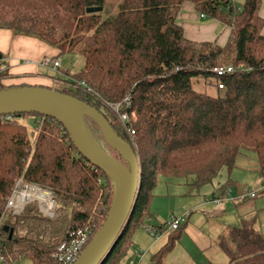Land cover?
<instances>
[{"label": "trees", "instance_id": "obj_1", "mask_svg": "<svg viewBox=\"0 0 264 264\" xmlns=\"http://www.w3.org/2000/svg\"><path fill=\"white\" fill-rule=\"evenodd\" d=\"M107 2L0 0V30L38 40L58 52L54 59L75 52L85 59L84 68L66 74L60 88H44L97 109L140 161L138 202L103 263L127 264L135 250V235L149 224L163 227L153 222L151 212L162 180L194 177L200 189L215 187L220 174L237 169L239 156L248 150L264 172L263 0L241 4L234 0H121L112 19H104L102 13L87 14L89 8L105 9ZM187 4L202 19L229 28L227 44L188 39L180 19ZM216 68L233 72L219 77L213 72ZM11 79L8 71L0 73V91L32 87L7 85ZM82 82L94 92L81 87ZM129 96L131 107L127 108L124 101ZM103 102L121 104L120 111L129 115V127L136 134L133 141L118 115ZM6 117L0 119V221L5 218L0 228V264L22 259L59 264L53 256L70 245L72 232L88 230L90 244L107 221L114 200L112 180L77 151L54 118ZM19 180L52 194L58 205L56 218L44 216L36 205L16 217L7 211ZM231 182L219 183L215 194L224 197ZM174 217H186L185 225L167 234L166 245L144 264H168L189 224L187 215ZM215 248L222 250L227 261L202 264H264V237L250 223L230 228Z\"/></svg>", "mask_w": 264, "mask_h": 264}, {"label": "crops", "instance_id": "obj_2", "mask_svg": "<svg viewBox=\"0 0 264 264\" xmlns=\"http://www.w3.org/2000/svg\"><path fill=\"white\" fill-rule=\"evenodd\" d=\"M197 13L198 12L194 10L192 5H185L180 19L186 37L193 41H217L219 44L225 45L230 36L229 29L228 32H225V29L224 34L216 35V30L219 28L220 24L216 21L212 24L205 23L207 18L202 19L200 16L199 19ZM261 14L264 18V0L262 2ZM200 20L204 21V23H201ZM217 36H219L218 40ZM202 37L204 38L202 39ZM220 40L223 42L220 43ZM0 54L2 55L0 65H2V62L5 64L3 68H0V71H8L12 77V79L6 83L7 85L25 84L32 87H51L56 89L57 86L60 88L63 85L62 80L65 75L70 74L65 67L60 69L62 77L53 75L55 72L52 75L46 74V72H44L46 69L39 67L38 63L44 57L58 56V52L38 40L21 36L14 37L11 31L0 30ZM253 167L254 168L251 169L240 165L237 169L229 173V179H231L232 182L224 197L215 194V187H212V192L206 190L204 193V196L212 193L211 198H195V195H192L190 191H186L182 195V200L177 199L173 203L168 201L163 202L162 198H166L167 194L164 192L165 190L163 188H165V184H171L168 180L173 181V179L162 180L156 190V198L151 205V212L155 217L153 222H164L170 215H187L189 218V224L183 232L181 241L171 256L177 250L186 246V254L189 256L190 260L193 261L191 264H202L204 257L214 250V244H216L218 239L228 233L230 228L242 227L243 223L253 224L255 230L264 237V203L262 201H256L259 196L262 194L264 195V193H258L256 199L249 200L251 201L250 203H246L248 199H241L247 193V188L245 187L248 186L247 182L250 180H253L251 184L254 191L258 192L264 186V172L258 168V164ZM234 173H236V175H233ZM178 183L179 182H174V185L178 186ZM178 193L179 192L170 194L168 192L167 198L171 200L170 198L176 197ZM214 197L219 199L220 202H214L216 200ZM260 198H262V196H260ZM195 199H200V201H198V203L193 201L191 204L192 206H190L188 201L190 202V200ZM176 206L178 210L174 213V208H176ZM196 209L201 210L203 215L199 212L196 213ZM138 234L139 232L134 238L135 250L147 251L146 259L148 260L151 255H154L161 247L166 245L169 236L163 235L158 240L152 238L153 243L150 244L145 242L146 240H144L142 236L140 241H138ZM214 254L217 259L224 258V253L220 249H215Z\"/></svg>", "mask_w": 264, "mask_h": 264}, {"label": "water", "instance_id": "obj_3", "mask_svg": "<svg viewBox=\"0 0 264 264\" xmlns=\"http://www.w3.org/2000/svg\"><path fill=\"white\" fill-rule=\"evenodd\" d=\"M103 11V7L89 8L87 14ZM16 114H40L57 120L68 132L77 151L111 178L114 200L107 221L74 263L103 264L119 241L138 202L142 186L139 159L131 146L116 136L97 109L71 96L44 87L0 91V118ZM82 117L97 124L105 143L122 157L124 163L98 148L88 136Z\"/></svg>", "mask_w": 264, "mask_h": 264}, {"label": "built area", "instance_id": "obj_4", "mask_svg": "<svg viewBox=\"0 0 264 264\" xmlns=\"http://www.w3.org/2000/svg\"><path fill=\"white\" fill-rule=\"evenodd\" d=\"M204 17V16H202ZM38 66L50 70L55 73H59L62 68L61 62L59 59H54L53 57H44L38 63ZM213 72L219 77H223L228 73H232V68H216ZM57 86L56 88H58ZM81 87L85 88L88 92L92 93V89L85 82L81 83ZM224 87L221 85L220 89ZM131 97H127L124 101L125 106L127 108L131 107ZM115 113L118 115L121 123L126 127L128 134L133 141L136 136L135 132L131 130L129 127L131 121L129 115L127 113H121V104H108ZM3 118V117H2ZM1 119V118H0ZM7 120H11L12 118L7 116ZM264 191V186L259 191L260 193ZM257 191L249 192L244 195L241 199L245 200H254L257 198ZM219 203L220 201H216ZM36 205L41 214L44 216L54 219L57 216L58 205L54 197L49 191H46L36 185L24 183V181L19 180L11 198L7 203V211H9L13 216L22 215L26 207ZM3 219V218H2ZM186 223V217H174L171 218L170 221L160 222L159 224L163 227L158 228L154 225H146L143 229L144 232L147 233L151 238L158 240L163 235L171 234V232H175L180 230ZM0 223V228H1ZM91 233L88 230H79L71 233V243L68 246L62 247L58 250V252L53 256V258L59 264H74L79 259L80 255L87 248L90 242ZM147 253L142 250H134L132 253V258L129 259L127 264H144Z\"/></svg>", "mask_w": 264, "mask_h": 264}, {"label": "rangeland", "instance_id": "obj_5", "mask_svg": "<svg viewBox=\"0 0 264 264\" xmlns=\"http://www.w3.org/2000/svg\"><path fill=\"white\" fill-rule=\"evenodd\" d=\"M244 0H236L235 2L237 4H241ZM121 3V0H108L107 2V5L102 13L103 15V18L104 19H112L113 17H115V15L117 14L118 12V5ZM197 16L198 18L200 19V14L197 13ZM200 22L204 23V21H201ZM205 23H215V21L211 20V19H207ZM226 29L225 32H228V29L227 27H224V25L220 24L219 28L216 30V35H220V34H224V30ZM230 31V29H229ZM15 37V36H14ZM217 40L219 39V36H217ZM204 37H202L203 39ZM208 40V39H206ZM229 40V39H228ZM223 41L220 40V43H222ZM227 44V43H226ZM60 62H61V65H62V68L65 67V69H67L69 71L70 74H76L78 72H80L84 66H85V59L78 53H72V54H68V55H65V56H61L60 57ZM0 64H1V60H0ZM5 66L4 62H2V65H0V68H3ZM43 71V70H42ZM2 71H0L1 73ZM46 72V74L48 75H52L54 72L52 71H44ZM61 73L62 72H59V73H54L53 75H57V76H61ZM68 87H72V88H77L76 86H72V85H68ZM202 87H204L203 90H207L210 94L214 93L216 94V92L211 89V88H206L205 86L202 85ZM198 89L202 90L201 87L199 86ZM93 91V89H92ZM94 92V91H93ZM109 103H105L103 102V105L108 109H110L112 112L114 111L112 109V107H110L108 105ZM115 112V111H114ZM28 122L26 123L28 126L31 127L30 124L31 121L27 120ZM82 122H83V125H84V128L88 134V136L91 138V140L98 146V148H100L103 152L109 154V155H112L111 151L109 150V148H107L105 146V141L103 140L100 132H99V129L96 127L97 124H95L94 122H92L90 119L86 118V117H82ZM124 162V160H123ZM239 166L242 165L243 167H247V168H254L253 166H257V159H256V156L255 154L251 151V150H248V151H243L242 155L239 156L238 158V163H237ZM249 171V170H248ZM250 172V171H249ZM228 171L227 170H224L222 172V174H220V176L214 181V186L217 187V185L219 183H224L225 181L229 180V175L227 174ZM233 175H236V173H234ZM233 175H232V178H233ZM180 180V181H178ZM171 184H165L166 186H164L165 188H163L165 191V193L168 194V192L170 194H174L176 192H179L178 195L174 198H170L171 200H169V198H167V194H166V198H162V201L165 202V201H168V202H174L176 201L177 199L178 200H182V195L184 194V192H189L192 194V195H195L194 197H199V198H202V199H205L207 197H212V193L208 194L207 196H204V193L206 192V190H210L212 192V186L213 185H206L204 187H202L201 189L196 187L195 185V179L194 177H189L187 179H182V178H174L173 181L171 180H168ZM174 182H179L178 183V186H175L174 185ZM253 180H250L248 183V186L245 187L247 188V193L248 194L249 192L248 191H251V192H254V188L252 186V183ZM263 182H264V179H263ZM157 193V192H156ZM245 194V195H246ZM179 196V197H178ZM260 196H262V198H260ZM258 200L256 201H262L264 203V195H260ZM193 199V198H191ZM193 201H195V203L198 201H200V199H195V200H190V202L188 201V203H190V206H192L191 204L193 203ZM251 201H247L246 203H250ZM179 205V204H178ZM177 205V206H178ZM176 206L175 211L174 213L178 210V207ZM264 209V208H263ZM9 212V211H8ZM196 213H201L203 215V213L201 212V210H198L196 209L195 211ZM264 212V211H263ZM10 213V212H9ZM174 216L173 215H170L168 217V219H165L164 221L167 222V221H170L171 218H173ZM198 219V218H196ZM5 218H3L0 223L3 224ZM145 230L142 229L139 231V234L137 235V240L140 241V238L141 236L143 237L144 240H146L145 242L147 243H150L152 244L153 243V240L151 237H149L147 235V233L144 232ZM215 249H218V248H215ZM214 249V250H215ZM186 250H187V247L186 246H183L182 248H180V250H177L172 256L170 255L168 258H167V263L168 264H181V263H184V264H191L193 261L190 260L189 256L186 254ZM214 250L210 253H208L204 259H203V263H208V262H211V263H215V262H220V263H225L227 261L226 257L224 256L223 259H217L215 254H214ZM145 253H147V251H143ZM148 259H145V262L147 261ZM202 262V261H201ZM15 264H32V262L28 259H22V260H19L18 262H16Z\"/></svg>", "mask_w": 264, "mask_h": 264}]
</instances>
